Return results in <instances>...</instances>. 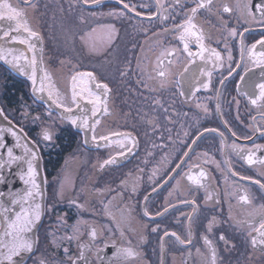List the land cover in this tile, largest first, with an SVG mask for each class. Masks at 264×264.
Instances as JSON below:
<instances>
[{
  "label": "flooded vegetation",
  "instance_id": "af4514ba",
  "mask_svg": "<svg viewBox=\"0 0 264 264\" xmlns=\"http://www.w3.org/2000/svg\"><path fill=\"white\" fill-rule=\"evenodd\" d=\"M103 1L94 8L82 5L80 0H48L37 5L40 10L41 6L50 8L40 13L52 65L59 66L66 58L76 67L68 69L92 71L109 85V111L100 129L130 134L137 142L134 154L118 157L116 165L101 170L104 160L123 151L118 144L97 141L93 147L88 137L62 122L57 114L52 112L50 117L46 107L30 95L28 85L25 94L19 96V103L3 106L7 90L2 85L3 109L37 142L47 182L45 218L38 233L37 249L24 264H40L41 260L46 264H72L73 261L115 264L114 253L120 247H132L139 253L127 264H212L213 249L216 264H264V251L260 246H251L248 229L240 226L264 205V191L253 183L257 179L264 183L261 175L264 165L259 163L264 159V107L260 106L264 102L252 105L236 89L245 66L256 68L248 59V49L264 38V23L260 21V12L255 10L261 0H213L210 10H200L194 16L195 31L202 32L206 47L219 51L223 58L224 67L215 69L211 63L204 65L199 58L190 64L178 40L180 33L164 31L185 23L192 15L191 8L195 7L193 0H179V3L160 0L161 7L156 0H123L130 9L135 6L134 11L123 9L118 0ZM245 4L250 6L251 14ZM224 5L232 11L224 13ZM120 11H124L123 17L109 15ZM163 16L168 19H160ZM101 25L103 28L114 26L115 33L108 51L96 59L86 54L87 45L80 37ZM232 28L243 33V37L229 38L228 31ZM225 38L232 67L236 63L241 67L221 86L219 81L228 76L230 63ZM189 47L193 52L199 50L194 38ZM165 48L181 51L163 61L166 75L161 78L157 76L161 70L157 66L158 57ZM197 65L212 71L211 86L193 95L183 77L186 68L190 73ZM122 71L128 75L122 77ZM260 72V69L254 71L251 76L257 83L264 80ZM1 77L3 84L26 83L2 65ZM181 90L186 96L179 95ZM245 90L250 89L245 87ZM157 100L162 107L155 103ZM23 102L34 107L30 116L22 112ZM46 128L53 136L50 142L42 141V131ZM193 140L197 142L193 144ZM257 145L262 147L257 150ZM237 149H243L245 155L254 152L253 158L258 162L249 165ZM185 152L189 155L184 156ZM177 164L181 167L177 168ZM201 170L205 173L202 186L188 180L189 175L198 176ZM122 180L126 181L123 186ZM61 181H65L63 189ZM133 186L135 193L131 191ZM109 188L123 189V197L116 191L108 192ZM207 193L213 195L212 200H206ZM246 194L252 198L251 204L240 200ZM105 204H108L107 210ZM48 205L52 207L49 209ZM145 210L148 216L144 215ZM213 218L215 222L209 232L208 222ZM78 221L81 222L79 230L74 231ZM90 227L97 230L95 241L88 235ZM152 228L157 231L152 232ZM165 231L175 232L185 241L190 239L191 244H180L175 238L164 236ZM221 234L228 241L227 247L219 239ZM67 236L74 238L69 241ZM205 236L211 244L205 243ZM81 251L83 260L79 259Z\"/></svg>",
  "mask_w": 264,
  "mask_h": 264
},
{
  "label": "snow or ice",
  "instance_id": "6c2138e0",
  "mask_svg": "<svg viewBox=\"0 0 264 264\" xmlns=\"http://www.w3.org/2000/svg\"><path fill=\"white\" fill-rule=\"evenodd\" d=\"M25 6H34L33 0H20ZM84 4H88L89 0H82ZM119 3L122 4L123 9H127L129 11H134L135 6L131 9L129 8V4L124 3L123 0H118ZM179 3V0H176ZM195 3V7L191 8L192 15L187 17L185 23L180 25H175L172 29L165 28L166 32H179L180 35L178 40L183 44L182 52L187 54L189 58L190 64H195L196 59L199 58L200 61L207 65L211 63L213 65V69L224 67L223 58L219 51L214 49H209L204 44V36L202 32L195 31V25L192 23V19L200 10H210L213 0H193ZM93 3L100 4L101 0H93ZM157 6L161 7L160 0H156ZM245 9L248 10V13L251 14V9L248 4H245ZM255 10L259 11L260 21L264 23V0H261L260 3L255 5ZM232 9L228 5L223 6L224 13H230ZM109 15L123 17L125 15L124 11L120 12H112ZM140 13H137L139 16ZM26 13L23 9H18L14 7L8 0H0V21H8L14 22V26L12 23L8 24L6 30H3L2 35H0V40H4L5 43H18L20 45H25L28 52H32L33 55L29 58L25 55L23 50H19L18 55H12L15 49H7V54H5V49L0 47V60H4L6 63L11 64V66L17 69L22 74L29 75V79L32 80L34 91H44V81L46 79H50L47 73H44L43 77L40 79L41 87L39 89L35 88L37 82V67L40 61L37 59L35 55L36 45L32 43L33 39H40V36L37 32L31 29L29 24L25 19ZM255 18V17H254ZM151 20V17H148ZM162 20H167V16L160 17ZM108 32L106 35L99 40L95 39L92 35L96 30L92 29L91 32L85 33L80 37L81 41L85 45L90 46V50L96 52L97 44L102 47L110 46L113 42V37L115 33L114 26H107ZM247 31V29H245ZM11 33H16V35H12ZM26 34V35H24ZM243 37V33H238L235 28H232L228 31L229 38H235L237 36ZM196 43L198 47L197 52H193L189 44L193 41ZM242 43V41H241ZM259 46V48L257 47ZM225 50L228 51L227 60L230 62L228 66V76L224 77L219 81L220 85L223 86L226 83L228 77H231L233 73L236 71V68H240L241 64L236 63L235 67H232V55L231 51L228 49L227 38H225ZM181 51L177 48H165L160 53V57H158V67L161 68L160 71L157 72L158 77H165L166 72L163 69V61L168 59L169 57H173L177 52ZM206 53H210V55H206ZM8 55H12V59L9 61L7 59ZM244 56V48L241 47V58ZM248 59L249 61L256 67L261 70L260 75L264 77V38L257 40L255 43L251 45L248 49ZM21 60L27 61L26 65H22L20 63ZM139 67V65H138ZM26 69H30V74L26 71ZM252 69L245 66L244 75L239 77L240 83L236 85V89L239 93L247 96L249 98V102L252 105H257L258 101L264 102V80L260 82H256L250 76ZM186 75L183 77L184 82L188 85L189 89L192 91L194 95L196 92H199L201 88L208 89L211 86V78L212 71H206L205 67L201 65H197L196 69L189 73L188 68L185 69ZM127 72H121V76H127ZM207 77L206 80H201L200 77ZM151 79V77H149ZM72 90H71V106L61 102L58 98H53L54 95L56 97L59 96L58 91L54 92V90H50L48 92V99L51 101V105H54L57 110H62L60 112V118L62 121H67L71 126L84 129L90 132L91 140L93 142L103 141L105 144H118L123 151L118 152L115 156H110L108 159L104 160L103 163L100 164V169L104 170L106 167H110L116 165L118 163V157H124L126 154L131 155L133 153V149L136 147V140L127 133H113L112 136L117 137L116 140H112L110 136L101 135L97 137L95 134L96 126L100 124V116L102 114H108L107 108V100L111 89L107 83L100 82L96 75L93 72H78L71 77ZM147 88V84L144 85ZM163 87V84L161 85ZM245 87H248L250 90L246 91ZM259 90L258 94L256 90ZM179 95L186 96L185 91L181 90ZM238 105V101H234ZM157 105L160 104V101H155ZM264 107V103L260 105ZM207 111V109H205ZM167 112V109H165ZM52 111L48 112V115L52 116ZM3 109H0V116H3ZM7 119V117H4ZM11 124V122H9ZM7 131L14 137H17L16 147L22 149V154L16 155L14 154V149L12 147H8L4 143H0V150H4L7 155V160L0 159V170L8 167L11 168L13 164H15L18 168L21 169L20 179L26 185L25 189L22 192L10 191L5 195V193L0 192V248H6L7 253L5 254V259L10 262V264H16L14 257H18L21 253H32L34 251V244L38 242V238L35 240L30 236L33 232L34 228L39 224L42 219V216L45 212V204L43 203V193L40 191L39 184L36 181V177L38 175V168L35 162L38 160V150L37 145L34 141L26 142L21 144V137L17 132L13 130L10 126L7 129H0V133ZM23 132V130H20ZM205 131H216L215 129H205ZM223 134L221 133V136ZM235 135V133H232ZM3 137L0 136V140ZM26 139V137H24ZM53 139L51 132L46 128L42 131V141L50 142ZM199 139V137L197 138ZM197 141L193 140V144ZM85 144L88 143L87 138L84 141ZM234 147H236L234 145ZM257 150H259L262 146H255ZM241 153V159H246L249 165L256 164L258 161L254 159V152H248L246 155L244 154L243 149H237ZM189 153L185 152L184 156H188ZM259 163L264 165V159L259 160ZM25 165L27 166L25 169ZM177 168H180L181 165L177 164ZM155 174V173H154ZM236 175L235 172L232 173ZM264 175V173H261ZM205 177V173L201 170L197 175H189L187 178L195 185H201V178ZM67 179V178H65ZM151 179V177H149ZM251 179V178H244ZM6 182V181H2ZM65 181H61L60 187L63 189ZM253 183L258 185L259 189L264 191V183H262L259 179L254 180ZM126 181H121V185H125ZM156 189L153 188V191ZM102 191V190H98ZM116 191V194L123 197L124 190H114L109 188L108 192ZM132 193H135V186L132 187ZM148 197H145L147 201ZM213 195L211 193L206 194V200H212ZM240 200L244 204H251L252 198L249 195H244L240 197ZM218 202V201H217ZM101 203H104L103 201ZM111 201H108L110 204ZM183 203L187 204L188 201H183ZM193 205L195 201L191 202ZM108 204H105V209L107 210ZM83 208V205H78ZM51 205H48L47 208H51ZM167 211V209H165ZM145 216H148L149 213L147 210L144 212ZM159 215V213H158ZM215 219L210 220L208 222V231L211 232ZM81 222L78 221L76 226H73L74 231H78V225ZM84 223H87L86 221ZM241 227H246L248 229L247 236L249 237L250 244L253 248L260 246V250L264 251V205L260 206V211L258 214L253 215L252 219L248 221H243L240 224ZM157 228H152V232H156ZM89 237L95 241L97 238V230L95 227H90ZM121 235L124 233L121 231ZM164 236L169 238H175L177 242L180 244L188 243L191 244V240H182L175 232L169 234L165 231ZM4 237H9L7 241L4 240ZM69 241H71L74 237L67 236ZM219 239L224 241L225 246L227 247L228 241L226 237L221 234ZM206 244H211V241L208 240L207 236L204 237ZM161 241H163V237H161ZM55 244V241H53ZM131 243L130 241L128 242ZM107 246V245H106ZM115 247V245H113ZM65 254H68V249H64ZM199 251V250H198ZM116 257L115 264H127L132 259H135L139 256V253L132 247H120L117 248V251L114 253ZM80 260L84 259V253L81 251ZM40 264H46V261L41 260ZM72 264H76L75 261ZM212 264H216V252L215 249L212 250Z\"/></svg>",
  "mask_w": 264,
  "mask_h": 264
},
{
  "label": "water",
  "instance_id": "95a60500",
  "mask_svg": "<svg viewBox=\"0 0 264 264\" xmlns=\"http://www.w3.org/2000/svg\"><path fill=\"white\" fill-rule=\"evenodd\" d=\"M36 1L38 2V0H33V4H34V2L36 3ZM8 2L11 3L14 7H16L18 9H23V11L26 13L25 19H26L27 23L29 24L31 29L34 30L35 32H37L40 36V39H33V41H32V43H34L36 45L35 55H36L37 59L40 61V63L38 64V67H37V73H36L37 82H36L35 88L39 89L41 87L40 79H41V77H43L44 73H47L48 76L50 77V79H46L44 81V91L43 92L34 91L33 83H32V80L29 79V75L22 74L17 69L13 68L11 66V64L6 63L4 60H0V65L4 66L9 71L10 74L17 76L21 80L22 79L25 80L27 82L29 88H30L29 89L30 95L33 97V99L37 103L42 105L43 107H46V109L48 111H52L53 113L57 114V116L60 118V112L62 110H57L54 105H51V101L48 99V92L50 90H54V92L58 91L59 96L56 97L54 95L53 98H58L61 102L71 106V90H72L71 77L78 72H92V71L76 70V72H73L72 70H75V69L68 71L66 62L65 63L63 62L64 60L60 62L59 66H55V65L53 66L51 63V52L49 51L48 44H47L46 38L44 36V31H42V20H41L42 12L40 13V11L36 8H33V6H25L23 3L20 2V0H8ZM80 2L82 5L94 8L96 6H100L104 1L101 0L100 4H95L93 2L88 3V4H84L82 2V0H80ZM9 23H12L14 26V22L0 21V35H2L3 30L7 29ZM11 34L16 35V33H11ZM24 35H26V34H24ZM0 47H3L5 49V54H7V49L11 48V49L17 50V51H14L12 55H18L19 50H23L25 52V55H27L29 58H31L33 55L32 52L27 51L25 45H20L18 43H5L4 40H0ZM12 55L7 56V59L9 61L12 59ZM20 63L22 65H26L27 61L21 60ZM248 68L252 69L250 76H252V74H254V71L259 70V68H253L252 65H249ZM26 71L30 74L31 70L26 69ZM96 77L100 82L105 83V82L101 81L97 75H96ZM109 100H110V94H109V97L107 100V108L109 105L108 104ZM0 109H3V106L1 104V100H0ZM3 113H4V115L0 116V129H7L11 126L13 128V130L15 132H17L18 135L21 137V139H20L21 144L34 141L31 139V137H29L26 130H24L22 127H20L18 124H16V122L14 120L9 118L5 109H3ZM105 116H106V114H102L100 116L101 122ZM4 117H7V119H5ZM9 122H11V124H9ZM62 122L71 126L67 121H62ZM71 127L75 131L81 132L83 134V137H88V140L91 142V145L93 147H95V145H94L95 142H93L91 140L92 134L90 132H88L84 129H79V128L73 127V126H71ZM21 129L23 130V132L20 131ZM122 133H127V132L123 131ZM95 134L97 136L111 135V134H113V132H104L103 130L100 129V124H99L96 126ZM0 136L3 137V139L0 140V143H4L8 147H12L14 149V154H16V155L22 154V149L16 147L17 137H14L13 135L8 133L7 131L0 133ZM24 137H26V139H24ZM99 142H101V141H99ZM35 143L37 145V150H38V154H39L38 160L35 162V164L37 165V168H38V175L36 177V181L39 184L40 191L43 193V203L46 206L47 182H46V175H45V171H44V161L42 158L41 150L39 149L37 142H35ZM0 159L5 160V161L7 160V155H6V152L4 150H0ZM26 167L27 166L25 165V169H26ZM20 175H21V169L18 168L15 164H13L11 166V168L6 167L3 170H0V192L5 193V195H7V193L10 191L22 192L25 189L26 185L20 179ZM2 181H6V182H2ZM45 211H46V207H45ZM44 218H45V212H44L42 219L39 222V224L34 228L33 232L30 234V236L34 240L36 238H38V241H39L38 233H39V230L41 228V224L44 221ZM0 235H2V233H0ZM8 239H10V238L4 237L5 241H7ZM37 244H38V242L36 244H34V251L32 253H21L20 256L14 257L13 259L15 260L16 264H24L27 260H29L30 256L36 251ZM6 253H7L6 248H0V264H10V262L5 259Z\"/></svg>",
  "mask_w": 264,
  "mask_h": 264
},
{
  "label": "rangeland",
  "instance_id": "374dc122",
  "mask_svg": "<svg viewBox=\"0 0 264 264\" xmlns=\"http://www.w3.org/2000/svg\"><path fill=\"white\" fill-rule=\"evenodd\" d=\"M48 0H39L38 1V5L39 4H41V3H45V2H47ZM34 6H33V8H36V9H38L39 11H41L40 9H39V7L40 6H38L37 5V1H36V3L34 2V4H33ZM42 5V4H41ZM93 29H95L96 31L94 32V33H92V35H93V37L95 38V39H97V40H99L100 38H102V37H104L105 35H106V33L108 32V28H103V26L101 25V26H95V28H93ZM89 32H91V30L90 31H87V33H89ZM97 47H101L100 49H98L96 52H93V51H91L90 50V46L89 45H87V49H86V51H87V55L88 56H90V57H94V58H98L99 56H102L101 54H104V53H106L107 51H108V49H109V47L107 46V47H102V46H100L99 44H97ZM75 66V64H70V68L71 69H74V68H76V67H74ZM3 82V78L1 77L0 78V93H1V90H3V87H5V83L3 84L2 83ZM2 85H3V87H2ZM6 88V87H5ZM6 90H7V88H6ZM21 107L20 108H22V112H28L29 113V116H30V114H31V112H33V108L34 107H31V105L30 104H28V103H21ZM5 108V107H4ZM6 111V110H5Z\"/></svg>",
  "mask_w": 264,
  "mask_h": 264
},
{
  "label": "trees",
  "instance_id": "16d2710c",
  "mask_svg": "<svg viewBox=\"0 0 264 264\" xmlns=\"http://www.w3.org/2000/svg\"><path fill=\"white\" fill-rule=\"evenodd\" d=\"M25 82L12 81L9 84H5L7 88V93L4 95V102H2L3 106L5 104L10 105L11 107L17 103H19V96L25 94L26 90Z\"/></svg>",
  "mask_w": 264,
  "mask_h": 264
},
{
  "label": "bare ground",
  "instance_id": "6f19581e",
  "mask_svg": "<svg viewBox=\"0 0 264 264\" xmlns=\"http://www.w3.org/2000/svg\"><path fill=\"white\" fill-rule=\"evenodd\" d=\"M40 9V8H39ZM41 10H43L44 12L50 11V8L48 6H41ZM64 63L66 62L67 64V69L68 67H70V64H72V62H70L69 60H67L66 58L63 61ZM70 69H68L69 71Z\"/></svg>",
  "mask_w": 264,
  "mask_h": 264
}]
</instances>
